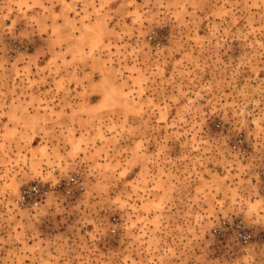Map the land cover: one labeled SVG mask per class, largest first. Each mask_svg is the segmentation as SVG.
I'll return each mask as SVG.
<instances>
[{"label":"rangeland","instance_id":"1","mask_svg":"<svg viewBox=\"0 0 264 264\" xmlns=\"http://www.w3.org/2000/svg\"><path fill=\"white\" fill-rule=\"evenodd\" d=\"M0 264H264V0H0Z\"/></svg>","mask_w":264,"mask_h":264},{"label":"built area","instance_id":"2","mask_svg":"<svg viewBox=\"0 0 264 264\" xmlns=\"http://www.w3.org/2000/svg\"><path fill=\"white\" fill-rule=\"evenodd\" d=\"M68 185L74 187L76 191H80L83 189L79 179L76 176L70 177ZM46 193L47 191H45L43 188H39L36 185L25 187L21 191L18 199L16 200V203L19 206L25 208L34 207L42 201ZM235 226L238 229V240L242 244L248 243L250 235L245 230V227L242 225V222H237Z\"/></svg>","mask_w":264,"mask_h":264}]
</instances>
